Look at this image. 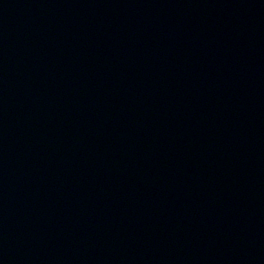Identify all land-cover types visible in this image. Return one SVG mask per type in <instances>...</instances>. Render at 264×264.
Returning a JSON list of instances; mask_svg holds the SVG:
<instances>
[{"label":"water","instance_id":"obj_1","mask_svg":"<svg viewBox=\"0 0 264 264\" xmlns=\"http://www.w3.org/2000/svg\"><path fill=\"white\" fill-rule=\"evenodd\" d=\"M0 264H264V0H0Z\"/></svg>","mask_w":264,"mask_h":264}]
</instances>
